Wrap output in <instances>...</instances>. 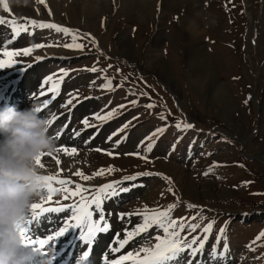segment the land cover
Segmentation results:
<instances>
[{
    "label": "rangeland",
    "instance_id": "374dc122",
    "mask_svg": "<svg viewBox=\"0 0 264 264\" xmlns=\"http://www.w3.org/2000/svg\"><path fill=\"white\" fill-rule=\"evenodd\" d=\"M28 3L29 7H35L26 13L18 14L17 5L13 10V6H8V10L16 18L60 20L95 40V44L92 40L88 42L85 37L89 36L73 31L78 33V42L85 44V48L82 51L69 49L63 45L71 43L70 35L29 26V30H35L33 36L29 38L22 32L16 39L19 43L7 46L19 50L33 47L32 44L52 45L35 49L28 57H18L23 63L34 59V54H54L55 49H62L66 56L85 53L77 62L63 65L80 70L79 74L74 72L68 78L59 100L72 99L70 94L77 98L90 94L103 96L95 100V105L92 101H83L73 109V112L81 109L75 126L79 127L86 118L100 121L89 118L95 113L103 116L113 109H118L117 114L124 112L118 122L113 120L117 114L110 120L105 135L102 131L100 137L95 138L96 142L84 144L83 140H78L71 144L78 149V162L74 156L57 152L64 165H57L53 156H45L42 170L55 173L61 168L62 174L72 175L74 183L84 182L87 188L111 178L152 173L154 169L161 171L164 175L137 179L144 183L143 187H133L136 181L128 182L126 185L132 188L127 194L121 193L114 201L112 198L105 201L109 206L107 217L116 222L112 232L119 234L120 227H130L127 218L123 222L118 219L120 213H136L145 206L149 210L166 209L175 203L173 217L191 218L200 212L205 219L200 221L198 217L191 222L202 226L214 219L213 237L227 224L229 246L232 255L235 257L236 253L238 258L228 264H264V239L252 244L264 231V216L248 221L244 213V216H236L238 220L232 215L264 209V0H44V3L31 0ZM0 7L4 15L3 3ZM89 10L94 13L88 15ZM192 45L195 55L188 52ZM0 49L3 51L5 46ZM37 50L41 52L35 53ZM154 61L164 62L170 75L157 68ZM205 63L208 67L200 75L199 67ZM47 65L42 71L41 64L34 68L40 69L39 78H47L48 73L55 70V62L48 61ZM33 66L26 72H31ZM93 66L100 69L95 75L87 70ZM105 75L119 79L130 92L127 94L121 88L113 92L117 84L111 90L103 89ZM97 86L102 89L98 91ZM149 103L156 107L146 108ZM60 104L56 102L54 112L61 109ZM121 105L124 107H119ZM161 114L167 119H161ZM169 115L174 118L173 123L190 118L202 130V135L188 132L186 138L181 136L184 131L171 126ZM129 121L130 145H122V150L112 147L111 134ZM162 127L167 130L150 154L146 144L153 141L146 138ZM205 130L209 133H204ZM104 136L108 137L107 142H97ZM177 136L180 138L173 142ZM138 137L145 141L139 148L136 147L138 140L135 141ZM94 146L105 147L113 153L102 154L93 150ZM167 147L169 159L164 157ZM133 153L135 156H131ZM136 153L146 156L147 160ZM214 163L218 166L205 175ZM110 166L115 169L111 174L93 176ZM78 170L93 178L82 180L74 175ZM165 176L170 178L171 184L163 178ZM190 204L196 207L190 209L187 207ZM140 220L139 215L131 217L132 224ZM102 238L100 246L106 240L107 247L111 235L108 239ZM137 240L140 244L133 242L129 250L135 251L145 244L142 237ZM148 242L155 243L154 240ZM250 244L254 251L248 247Z\"/></svg>",
    "mask_w": 264,
    "mask_h": 264
},
{
    "label": "snow or ice",
    "instance_id": "6c2138e0",
    "mask_svg": "<svg viewBox=\"0 0 264 264\" xmlns=\"http://www.w3.org/2000/svg\"><path fill=\"white\" fill-rule=\"evenodd\" d=\"M3 3L5 10H8V3L5 0H0ZM40 3H44V0H39ZM0 24H7L11 28V39L7 41L8 45H11L17 38H19L23 33L31 35L29 32V26L32 28L39 29H54L57 33H63L64 35L71 36V43L63 45L69 49H79L83 50L85 44L79 43L78 33L73 32L72 30L62 27L55 23H44L38 22L35 19L27 20L26 23L17 24L15 20L6 21L3 17H0ZM4 41H0V44H3ZM92 43L95 44L94 38H92ZM46 46L44 44H35L33 47H24L19 50H3L0 51V69L11 68L17 61L15 57H28L30 56L35 49L43 48ZM37 61L41 57L37 56L35 58ZM31 67V64L27 65ZM111 67V65H109ZM88 71L97 72L100 71L97 67L93 66ZM59 79H56L54 76H48L44 83H51V88L48 89L49 92H52L53 95L51 98L44 99L42 101L43 109H48L49 105L53 103L56 98V95L59 94V84L63 81L64 77L69 75V71L61 69ZM105 83L101 86L103 89L111 90L113 87L112 79L104 76ZM40 95H45L44 92H41ZM72 99H76L75 94H70ZM251 97H249L250 99ZM72 99L66 101L61 107H67V105L72 103ZM131 103L136 104L137 101H131ZM247 103V101H245ZM119 107H124L123 105ZM146 108H154L155 104L149 103L145 105ZM39 113L42 112V108L38 107L35 109ZM50 110V109H49ZM118 112V109H113L112 111L107 112L105 115H95L94 120H100L101 122L112 119ZM161 119L166 120L167 116L161 114ZM57 119L56 115H53L51 120H49L50 126L53 125L54 121ZM84 125V128L96 127L94 123H90L86 118L81 122ZM131 121L125 123L117 133L113 135H119L120 132H124L129 128ZM176 128L181 131H187L192 129L194 125L185 121H178L176 123ZM67 127V125H63ZM167 129L166 127L156 129L151 136L147 137V141H153V137H156ZM56 132L55 138H59L61 135L60 132L53 129ZM75 136L80 135V131H74ZM111 139V137H109ZM115 144H119L120 141H114ZM154 146V141L146 144V151L151 152ZM96 151H101V149H96ZM55 152H62L68 156L78 155V149L75 147L60 146L56 148ZM112 155V153H107ZM137 156H140L141 159L147 160L146 156H141L140 153H136ZM52 156V153H41L40 157L37 158V165L40 169L45 168V164L41 163V157ZM57 165L60 164L59 158H55ZM217 164H213L208 172H205V175H208L213 168L217 167ZM115 171L111 166L107 169H100L98 172L94 173L93 176H103L105 173L111 174ZM62 170L58 171L56 175H41L37 179L43 182L46 185L45 191L47 192L46 199H42L40 203H34L31 205L30 215L28 214L22 225L18 226L23 242L26 246H32L37 250L44 249L45 245H48L50 241H55L57 238L63 236L69 229L79 228L80 238L85 245H87L88 250L83 252L82 257L77 262V264H82L83 261H87L92 250V245L98 233L108 232L111 228V225L106 218V209L104 208L105 201L118 196L121 192L130 191L129 187H120L125 181H136L139 175L151 176V175H162L159 173L144 172L142 174L130 175L124 177L121 181H115L110 183H105L102 186H98L92 189L85 188L81 184H76L75 189L68 187L72 183L69 179L60 178ZM74 175L80 177L84 181L92 179V176L85 175L82 171L78 170ZM165 180L171 184V180L168 177H163ZM248 182H245L247 184ZM57 184L63 186L60 191L65 193L64 200H68L73 197H79V200L74 205H62V206H50L52 205V197L57 191L56 188H53L52 185ZM135 186V185H132ZM169 192H172V189H168ZM91 192V195H85V193ZM49 205V206H45ZM177 204H170L166 209H151L149 210L147 206L142 211L136 213H120L118 214V219L127 222L130 227L125 228L122 234H117L115 236V246L111 247L108 251L102 254V264H199L197 258L203 254L206 245L208 244L209 238L214 229L215 220L209 221L206 225L201 223H192L191 221L197 220L199 217L200 221H203L205 217L200 215V212H197L196 216L191 218L181 217L178 219L173 218V211L176 209ZM188 208H195V205H188ZM66 208L71 209V216L68 220H65L62 227H59L58 231H55L53 235H47L46 238H40L39 235L35 239H32L30 234V228L34 231L37 230L38 225L35 221L38 218L42 217L45 213H63ZM202 211V210H201ZM133 215H139L141 220L136 224H131V217ZM97 217V218H94ZM74 221V222H72ZM200 229V233L197 235H192ZM145 233H151L150 236H144ZM137 237H142L145 240V244L135 251L129 250L126 254H121L122 250L126 247L135 244H140V240H137ZM190 237V238H189ZM264 239V231H262L252 244L257 243ZM154 240L155 243H149L148 241ZM223 241V248L219 247L220 242ZM252 244L248 245L250 250H255L252 247ZM229 245L227 238V224L222 226L216 236L215 241L213 242L212 248L209 251V256L216 264H226L227 256L229 253ZM119 254L118 258L108 259V254Z\"/></svg>",
    "mask_w": 264,
    "mask_h": 264
},
{
    "label": "clouds",
    "instance_id": "9594fccd",
    "mask_svg": "<svg viewBox=\"0 0 264 264\" xmlns=\"http://www.w3.org/2000/svg\"><path fill=\"white\" fill-rule=\"evenodd\" d=\"M28 2L8 0V6ZM38 107L0 108V264H54L52 248L26 246L18 230L31 205L45 194L37 158L57 148L49 134L52 117L41 116Z\"/></svg>",
    "mask_w": 264,
    "mask_h": 264
},
{
    "label": "bare ground",
    "instance_id": "6f19581e",
    "mask_svg": "<svg viewBox=\"0 0 264 264\" xmlns=\"http://www.w3.org/2000/svg\"><path fill=\"white\" fill-rule=\"evenodd\" d=\"M6 2V1H5ZM8 2V1H7ZM29 2H31V0H29ZM33 2V1H32ZM73 3V2H72ZM72 3H71V5H72ZM2 4V2H0V5ZM21 4H23V3H21ZM21 4H18L17 6H19V9L17 10V13L18 14H22V13H26V12H28L29 10H32V7H35V6H30L29 7V3H27V4H24V5H21ZM32 5V4H31ZM13 7H11L12 8V10L13 9H15L14 8V6L15 5H12ZM16 6V7H17ZM75 6V5H74ZM92 6H94V5H92ZM37 8V7H36ZM76 8V7H75ZM83 8V7H82ZM0 9H1V7H0ZM81 8H79V10H80ZM34 10V9H33ZM94 13V10H92V13H90V10H89V12H88V15L89 14H93ZM193 32V31H192ZM192 36V35H191ZM9 38H11V35L9 34V33H7L6 31H5V29L4 28H2V27H0V41H3L4 39H9ZM26 37H22V39H25ZM193 40V39H192ZM196 41V40H195ZM7 42V41H6ZM1 46H3L2 44H0ZM191 48H194V46L192 45V46H190L189 47V53H191L192 55H195L196 54V52L195 51H193V50H191ZM1 50V49H0ZM49 51H51V50H49ZM56 53V52H55ZM125 53H127L128 54V50L125 52ZM37 56H38V54H37ZM188 56H190V55H188ZM191 57V56H190ZM192 58L194 59V57L192 56ZM191 59V58H190ZM154 64L157 66V68L159 67L160 69H161V71L162 72H164V73H166V74H168V75H170L169 74V71H168V69H167V67L165 66V63L164 62H162V61H160V62H157V61H154ZM37 65V64H36ZM36 65L35 66H33V69H32V74H31V72H26L25 73V80H24V77H23V79L21 80V82H20V84H19V91H17L15 94H14V96H18V95H21V94H24V92H25V94H26V92H27V95H28V97H27V99H24V104H26V103H31V102H33V103H35L37 100H34V96L36 95H31L30 96V93L33 91V89L34 88H36L37 86H38V82H36L37 80H39V75H40V69H38V70H34V68L36 67ZM39 65V64H38ZM155 66V67H156ZM208 67V65H207V63H205V65L204 64H202V67L200 68L199 67V70H198V72L200 73V75L202 74V72L204 71V69L205 68H207ZM34 74V75H33ZM167 75V76H168ZM34 83H38L36 86L34 85ZM48 86V85H47ZM30 89V91H28ZM52 105H55V103H53ZM89 106V105H88ZM82 109H85L84 107H82ZM79 111H81V109L79 110ZM78 111V112H79ZM78 112H75L74 111V115H76ZM72 115H73V112H72ZM59 120V119H58ZM57 120V121H58ZM55 123V122H54ZM61 123V122H60ZM59 123V124H60ZM59 124H56L55 125V127L54 128H52V129H55L56 131L58 130V126H59ZM59 132V131H58ZM55 134H56V132L54 131L53 133H52V136H54L55 137ZM74 134V131H71V126L70 125H68V127H67V130H65V133H64V135L63 136H61L62 137V140H65V141H68L69 143H72V140H73V138H72V135ZM97 137H100V136H97ZM56 139V141H57V138H55ZM61 140V139H60ZM59 140V141H60ZM97 140V139H96ZM63 144V143H62ZM71 146V145H70ZM53 157H55V156H53ZM75 157V161L76 162H78L79 160H78V155H75L74 156ZM41 163L43 164V162H42V158H41ZM109 207V206H108ZM127 220V219H126ZM123 222V221H122ZM127 222V221H126ZM133 223V222H132ZM131 223V224H132ZM114 229V228H113ZM123 230H124V227H122L121 229H120V231H119V234H122V232H123ZM107 239V238H106ZM102 240H103V238H101V240H100V243H99V246L102 244ZM110 240V239H109ZM114 246H115V242H114ZM101 247V246H100ZM106 249H105V252L106 251H108V249H109V247H105ZM108 248V249H107ZM126 248H128V247H126ZM111 254H110V252H109V254H108V256H110ZM203 255H200L198 258H197V260H199L201 257H202ZM234 256V255H233ZM207 261H209V259L207 258L206 259ZM195 262V261H194ZM210 262V261H209ZM209 264H211V263H209Z\"/></svg>",
    "mask_w": 264,
    "mask_h": 264
}]
</instances>
